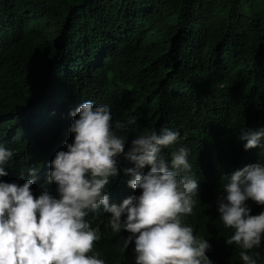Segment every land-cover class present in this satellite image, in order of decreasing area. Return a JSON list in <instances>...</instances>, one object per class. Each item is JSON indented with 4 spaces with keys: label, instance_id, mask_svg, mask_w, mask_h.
<instances>
[{
    "label": "trees",
    "instance_id": "trees-1",
    "mask_svg": "<svg viewBox=\"0 0 264 264\" xmlns=\"http://www.w3.org/2000/svg\"><path fill=\"white\" fill-rule=\"evenodd\" d=\"M85 100L108 104L118 130L134 119L129 141L144 129L179 133L162 154L190 149L198 196L184 223L208 240L213 264H243L216 200L222 175L264 163V148L237 138L264 125V0H0V144L14 153L0 180L23 184L31 166L33 197L57 195L45 184L50 162L67 150L69 113ZM133 166L118 158L109 204L139 194L123 171ZM247 203L250 214L264 209ZM109 215L101 206L86 217L101 232L93 253L135 264L134 242L123 249L129 233H112ZM252 252L264 264V248Z\"/></svg>",
    "mask_w": 264,
    "mask_h": 264
},
{
    "label": "clouds",
    "instance_id": "clouds-1",
    "mask_svg": "<svg viewBox=\"0 0 264 264\" xmlns=\"http://www.w3.org/2000/svg\"><path fill=\"white\" fill-rule=\"evenodd\" d=\"M69 116L73 139L65 142L66 151H57L45 181L55 184L57 195L44 190L33 197L37 169L31 166L24 171L32 178L23 184L0 180V264H114L112 254L93 253L101 232L86 217L101 206L110 214L106 226L112 233H129L122 247L134 242L135 264H213L206 255L208 240L194 235L183 219L193 214L198 196L190 149L180 145L168 157L162 154L179 133L144 129L129 141L134 119L118 130L109 105L91 100ZM237 138L245 150L264 148V125L242 127ZM13 155L0 144V177L7 175L5 165ZM120 157L134 165L123 170L131 176L127 185L140 191L109 204L106 186L118 174ZM249 200L264 206V163L259 160L222 175L216 200L218 219L231 230L225 243L240 249L243 264H257L259 253L252 250L264 248V209L250 214Z\"/></svg>",
    "mask_w": 264,
    "mask_h": 264
}]
</instances>
